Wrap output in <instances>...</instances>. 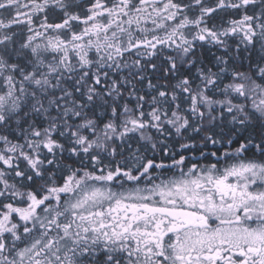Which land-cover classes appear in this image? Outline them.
<instances>
[{"label": "snow or ice", "instance_id": "6c2138e0", "mask_svg": "<svg viewBox=\"0 0 264 264\" xmlns=\"http://www.w3.org/2000/svg\"><path fill=\"white\" fill-rule=\"evenodd\" d=\"M0 264H264V0H0Z\"/></svg>", "mask_w": 264, "mask_h": 264}]
</instances>
